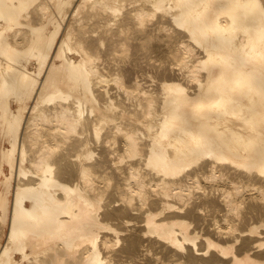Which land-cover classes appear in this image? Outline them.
Segmentation results:
<instances>
[{
	"label": "bare ground",
	"instance_id": "bare-ground-1",
	"mask_svg": "<svg viewBox=\"0 0 264 264\" xmlns=\"http://www.w3.org/2000/svg\"><path fill=\"white\" fill-rule=\"evenodd\" d=\"M0 264H264V0H0Z\"/></svg>",
	"mask_w": 264,
	"mask_h": 264
}]
</instances>
